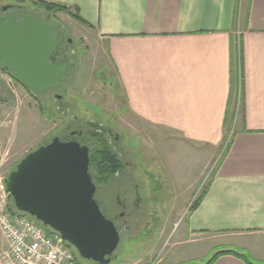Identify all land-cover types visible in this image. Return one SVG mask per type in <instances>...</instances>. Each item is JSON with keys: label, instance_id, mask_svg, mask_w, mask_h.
Returning <instances> with one entry per match:
<instances>
[{"label": "crops", "instance_id": "0c3cea01", "mask_svg": "<svg viewBox=\"0 0 264 264\" xmlns=\"http://www.w3.org/2000/svg\"><path fill=\"white\" fill-rule=\"evenodd\" d=\"M34 1L69 8L104 42L138 121L196 147L225 144L200 204L189 210L193 246L181 262L223 248L246 258L222 255L214 264H264V0Z\"/></svg>", "mask_w": 264, "mask_h": 264}, {"label": "rangeland", "instance_id": "374dc122", "mask_svg": "<svg viewBox=\"0 0 264 264\" xmlns=\"http://www.w3.org/2000/svg\"><path fill=\"white\" fill-rule=\"evenodd\" d=\"M37 2L0 0V20L6 16L2 8L9 4H20L28 13L46 17ZM53 17V25L63 31L65 44L72 39L76 50L75 66L65 83L56 91L35 94L0 70V195L6 190L5 179L22 159L66 134L62 116L48 109L58 103L54 94L62 95L63 102L73 110L71 114L95 118L106 130L119 134L123 149L135 153L133 160L142 172L139 177L156 190V214L149 218L151 223L129 224L131 228L122 233L111 264L206 262L223 248L211 251L205 260L181 262L193 246L185 224L191 206L217 171L225 144L216 149L196 147L177 134L138 121L127 109L104 42L68 12ZM228 138L229 134L226 141ZM200 251L205 253L206 246ZM82 263L94 264L86 260Z\"/></svg>", "mask_w": 264, "mask_h": 264}, {"label": "water", "instance_id": "95a60500", "mask_svg": "<svg viewBox=\"0 0 264 264\" xmlns=\"http://www.w3.org/2000/svg\"><path fill=\"white\" fill-rule=\"evenodd\" d=\"M52 33L31 14L22 23L13 14L0 20V65L35 94L57 89L66 72L49 59L57 46ZM4 184L19 213L58 233L81 259L112 263L121 237L94 198L87 147L55 138L22 159Z\"/></svg>", "mask_w": 264, "mask_h": 264}, {"label": "flooded vegetation", "instance_id": "af4514ba", "mask_svg": "<svg viewBox=\"0 0 264 264\" xmlns=\"http://www.w3.org/2000/svg\"><path fill=\"white\" fill-rule=\"evenodd\" d=\"M2 11L6 13L4 17L13 14L19 23L23 22L25 14H31L20 4L6 5L2 8ZM37 17L52 28V37L57 42L55 50L49 55L50 61L57 66H66V72L62 76L60 86L57 88L59 89L65 83L71 69L75 66L74 56L76 55V50L74 51L73 49L74 43L72 39H68L65 44L66 38L63 35V31L58 30L52 23L53 16ZM57 89L51 91H56ZM54 95L58 103L54 106L53 111L62 116L64 131L66 132L60 138L62 141L77 142L81 146L87 147L91 155L95 140L101 137L104 138L107 146L118 158V166L113 173L109 174L107 182H98V177L96 175L92 176L96 185L94 198L99 204L102 213L114 223L120 233V237L123 232L131 228L130 223L137 226L150 224L149 218L156 214V190L151 188L150 183L144 180V177H139V173L142 172L139 170L138 164L133 160L135 153L131 150L123 149L119 134H114L112 129L106 130L103 122L95 118L84 119L76 114H71L73 110L69 104L63 102V96ZM131 154L132 156H130ZM106 175H102L100 177L101 180H104Z\"/></svg>", "mask_w": 264, "mask_h": 264}, {"label": "built area", "instance_id": "2783aa9c", "mask_svg": "<svg viewBox=\"0 0 264 264\" xmlns=\"http://www.w3.org/2000/svg\"><path fill=\"white\" fill-rule=\"evenodd\" d=\"M9 200L4 190L0 195V264H79L58 233L30 216L11 212Z\"/></svg>", "mask_w": 264, "mask_h": 264}, {"label": "trees", "instance_id": "16d2710c", "mask_svg": "<svg viewBox=\"0 0 264 264\" xmlns=\"http://www.w3.org/2000/svg\"><path fill=\"white\" fill-rule=\"evenodd\" d=\"M36 4L40 8H42L50 16H54V14H56L58 12L65 11V12H68L73 17V19H75L76 21H78V22H80V23H82L84 25H87V23L78 14L71 13L69 11V8H66V7H63V6H59V5H56V4H50V3H47V2H43V1H38ZM237 62L235 64V68L233 70L232 93H231V96L233 94V97L235 96L236 99H237V97L239 98V93H240L241 85H242V78H241V75H240L241 74V72H240L241 70H239V66H238ZM0 70L8 72L1 65H0ZM8 73H10V72H8ZM11 76L15 79L16 82H18L19 84L24 86L17 78H15V76H13V74H11ZM28 91H30V90H28ZM47 92H50V91H47ZM47 92H45V93H47ZM48 109L50 110V112H52L54 107L53 108H48ZM228 119L229 118L227 117V120ZM118 163L119 162H118L117 156H115L113 151L107 146V142L104 140V138H101V137L97 138L95 140V145L93 147V152L90 155V173L92 174V176L96 175L98 177V182H102V183L107 182L109 174L113 173V171L116 170V168L118 166L117 165ZM105 174H107L105 179L101 180L100 177L102 175H105ZM201 198L202 197H199V200L196 201V203L191 206V208H190L191 212L194 211L198 207V205L201 202ZM10 202H11V204H10ZM9 209L13 213H19L16 210L14 202H13L12 199L9 200ZM20 214L26 215V214H23V213H20ZM26 216H29V215H26ZM32 219L35 220L34 218H32ZM67 245L74 251V253H75L76 257H77L78 263L79 264H84V263H82L83 259H81V257L77 253V251L71 245H69V244H67ZM222 255H234V256L239 257V258H246L245 254H243L239 250L225 249V250H222V251L218 252L216 255H214L212 258H210L206 262L195 263V264H214L215 261ZM251 264H253V263H251Z\"/></svg>", "mask_w": 264, "mask_h": 264}]
</instances>
